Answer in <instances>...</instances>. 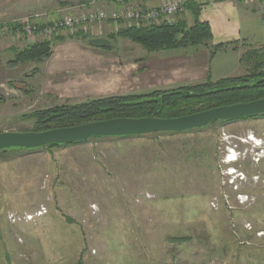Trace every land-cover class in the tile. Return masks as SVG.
Returning <instances> with one entry per match:
<instances>
[{
    "label": "rangeland",
    "instance_id": "obj_1",
    "mask_svg": "<svg viewBox=\"0 0 264 264\" xmlns=\"http://www.w3.org/2000/svg\"><path fill=\"white\" fill-rule=\"evenodd\" d=\"M257 1L242 3L252 10ZM157 3L0 0V131H33L34 114L62 105L198 83L166 68L183 48L147 51L121 37L108 48L86 43L130 19L47 30L70 13L111 16ZM257 13L264 22V8ZM186 18L183 11L169 22ZM261 19L246 22L254 36L214 52L213 77L250 72L239 57L264 52ZM44 41L47 56L12 61ZM216 44L194 46L209 54ZM230 153L235 159L224 162ZM0 264H264V115L0 157Z\"/></svg>",
    "mask_w": 264,
    "mask_h": 264
},
{
    "label": "trees",
    "instance_id": "obj_2",
    "mask_svg": "<svg viewBox=\"0 0 264 264\" xmlns=\"http://www.w3.org/2000/svg\"><path fill=\"white\" fill-rule=\"evenodd\" d=\"M198 0H187L185 10L194 16V22L188 25L186 20L177 19L174 22H161L143 27L119 28L115 33L106 36L113 43L121 37L139 44L147 51H157L171 48H186L211 39L209 26L198 20ZM86 37V34H78ZM88 45H92L87 41ZM111 44L110 46H112ZM225 43L216 44L209 53V59ZM110 46H104L108 48ZM49 42H37L23 50L17 51L15 63L39 60L48 55ZM240 64L249 66L250 72L240 76L222 77L211 80L210 75L201 83H195L166 91H153L147 94L107 95L89 99L74 105H62L53 109L38 112L37 127L40 131L54 127L81 124L94 120L116 117H160L170 118L186 115L215 106L237 102L250 101L264 97V52L250 49L239 57ZM196 104H201L195 108ZM263 116L264 113L259 114ZM257 116V115H256ZM254 117V116H252ZM215 122V121H212ZM223 123V121H219ZM55 123V125H48ZM211 123V122H210ZM193 129V128H192ZM163 133V132H152ZM125 135L115 137L143 136ZM114 136H92L91 138H109ZM88 140V139H87ZM85 140V141H87ZM79 143V142H76ZM73 144V143H72ZM70 144H49L40 148H52ZM35 148V149H40ZM34 150L19 147H9L0 150V157L11 153Z\"/></svg>",
    "mask_w": 264,
    "mask_h": 264
},
{
    "label": "water",
    "instance_id": "obj_3",
    "mask_svg": "<svg viewBox=\"0 0 264 264\" xmlns=\"http://www.w3.org/2000/svg\"><path fill=\"white\" fill-rule=\"evenodd\" d=\"M90 44L104 47L112 44L107 37L88 38ZM264 113V97L203 109L182 116L116 117L40 131H0V150L9 147L35 149L49 144H72L92 136L141 135L152 132H176L200 128L212 121H231Z\"/></svg>",
    "mask_w": 264,
    "mask_h": 264
},
{
    "label": "crops",
    "instance_id": "obj_4",
    "mask_svg": "<svg viewBox=\"0 0 264 264\" xmlns=\"http://www.w3.org/2000/svg\"><path fill=\"white\" fill-rule=\"evenodd\" d=\"M198 2L200 6L198 11V20L206 22L208 24L211 33V39L209 41L214 43H227L231 40H238L254 36V30H252V32L250 33L249 28H247L246 26V22L252 19H256V17H258V19H261L262 16L259 17V13H257V11L258 8H264V0H258L253 5L252 10H249V8H247V6L242 2H234L228 0H214L213 2H201L200 0H198ZM184 11L189 12L187 10ZM190 16L191 22L187 18L184 19L186 20L188 25H191L194 22V16L191 13ZM263 23V19H261V24ZM259 32L263 34L262 32L264 31ZM92 46L95 47L96 45ZM198 47L200 46H189L183 48L184 52L177 53V55L182 57L176 64H170V61L172 59L167 56V59L170 60L168 62L169 65H167L166 68L169 67V70H174L177 73L184 75L183 77L185 80H191L193 82H204L208 75H210L211 80H216L218 77H213L212 75L213 57L209 59V49L203 46V50H201V48L199 49ZM224 48H229V45H227V47L224 45V47L219 48L217 51H221ZM200 51H202L201 53H203V57L199 58L200 60H194L192 58L193 55H195L196 52Z\"/></svg>",
    "mask_w": 264,
    "mask_h": 264
},
{
    "label": "built area",
    "instance_id": "obj_5",
    "mask_svg": "<svg viewBox=\"0 0 264 264\" xmlns=\"http://www.w3.org/2000/svg\"><path fill=\"white\" fill-rule=\"evenodd\" d=\"M201 2H213L214 0H200ZM234 2H247L251 0H228ZM187 0H158L156 6L144 11V10H133L128 13L113 14L108 16L104 10L102 11H90L70 13L64 17L56 20L47 29L51 31L54 28L64 27V28H84L85 25L92 24L93 22L103 21L111 19L112 21H117L118 19H130L132 23H127V25L134 27H143L149 25L159 24L161 22H169L171 17L180 14L185 10ZM26 29L28 31H33L34 28L30 24L27 25Z\"/></svg>",
    "mask_w": 264,
    "mask_h": 264
},
{
    "label": "bare ground",
    "instance_id": "obj_6",
    "mask_svg": "<svg viewBox=\"0 0 264 264\" xmlns=\"http://www.w3.org/2000/svg\"><path fill=\"white\" fill-rule=\"evenodd\" d=\"M235 158H234V155L232 153L228 154L227 158L225 159L224 162L228 163V162H231L233 161Z\"/></svg>",
    "mask_w": 264,
    "mask_h": 264
},
{
    "label": "flooded vegetation",
    "instance_id": "obj_7",
    "mask_svg": "<svg viewBox=\"0 0 264 264\" xmlns=\"http://www.w3.org/2000/svg\"><path fill=\"white\" fill-rule=\"evenodd\" d=\"M223 123H226V122H223Z\"/></svg>",
    "mask_w": 264,
    "mask_h": 264
}]
</instances>
